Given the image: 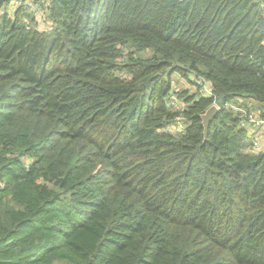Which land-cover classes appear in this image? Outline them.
<instances>
[{
	"label": "trees",
	"instance_id": "trees-1",
	"mask_svg": "<svg viewBox=\"0 0 264 264\" xmlns=\"http://www.w3.org/2000/svg\"><path fill=\"white\" fill-rule=\"evenodd\" d=\"M46 3L0 13V264H264L260 1Z\"/></svg>",
	"mask_w": 264,
	"mask_h": 264
},
{
	"label": "rangeland",
	"instance_id": "rangeland-1",
	"mask_svg": "<svg viewBox=\"0 0 264 264\" xmlns=\"http://www.w3.org/2000/svg\"><path fill=\"white\" fill-rule=\"evenodd\" d=\"M13 2L15 1H19V0H12ZM47 0H29L28 3L30 4L31 6V10L29 11L34 19H35V22H36V25L42 29H49L50 26H51V23L49 21V18H47V14H48V11H47ZM20 4H26L25 0ZM23 7H26L25 5H21ZM8 12H12V9L9 8ZM2 13V11L0 12ZM264 14V12H263ZM174 80H175V83H174V86L175 88L177 87H180L183 85V82L180 81L179 78L173 76ZM249 127H251L249 125ZM251 130H254L253 133H251V131L248 129L247 130V146L249 145L248 141L249 139L252 137V136H255L257 137L256 138V142L259 144L264 145V125L262 126H252L251 127Z\"/></svg>",
	"mask_w": 264,
	"mask_h": 264
},
{
	"label": "built area",
	"instance_id": "built-area-1",
	"mask_svg": "<svg viewBox=\"0 0 264 264\" xmlns=\"http://www.w3.org/2000/svg\"><path fill=\"white\" fill-rule=\"evenodd\" d=\"M21 1L23 2L24 0H19V1H15L13 2L12 0L9 1V3L7 5H5L1 11L4 12H8L9 8L12 9V12L13 10L17 7V6H21V5H25L26 6V9H28L29 11L31 10V6L30 4L28 3L29 0H25L26 4H20ZM260 1V4L263 8V12H264V0H259ZM0 11V12H1ZM11 12V13H12ZM10 14V12H8ZM204 90V88H203ZM204 92H206L207 94L210 93V90L207 88L206 90H204ZM240 111L243 112V119L241 120V124L243 125H246L247 127V130L249 129L251 131V133H253L254 130H251V127L252 126H263L264 125V120L262 118L259 117V115L256 113V112H253V111H249L247 113H245V111L242 109V108H238ZM246 117V119H245ZM249 125L251 127H249ZM172 129H178V125L177 126H174ZM256 138L255 136H252L250 139H249V145L251 149L253 150H264V145L259 144L256 142Z\"/></svg>",
	"mask_w": 264,
	"mask_h": 264
},
{
	"label": "water",
	"instance_id": "water-1",
	"mask_svg": "<svg viewBox=\"0 0 264 264\" xmlns=\"http://www.w3.org/2000/svg\"><path fill=\"white\" fill-rule=\"evenodd\" d=\"M217 112V107L215 105H211L207 108V110L201 115L202 124L204 127V137L207 135V128L209 120L213 117V115Z\"/></svg>",
	"mask_w": 264,
	"mask_h": 264
},
{
	"label": "clouds",
	"instance_id": "clouds-1",
	"mask_svg": "<svg viewBox=\"0 0 264 264\" xmlns=\"http://www.w3.org/2000/svg\"><path fill=\"white\" fill-rule=\"evenodd\" d=\"M214 105V104H213ZM216 106V105H215Z\"/></svg>",
	"mask_w": 264,
	"mask_h": 264
}]
</instances>
